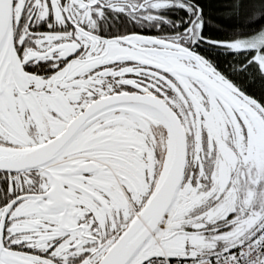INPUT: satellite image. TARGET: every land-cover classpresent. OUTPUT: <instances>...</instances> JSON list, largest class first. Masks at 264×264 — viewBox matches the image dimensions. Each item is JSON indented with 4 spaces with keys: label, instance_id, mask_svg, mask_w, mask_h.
I'll return each instance as SVG.
<instances>
[{
    "label": "snow or ice",
    "instance_id": "snow-or-ice-1",
    "mask_svg": "<svg viewBox=\"0 0 264 264\" xmlns=\"http://www.w3.org/2000/svg\"><path fill=\"white\" fill-rule=\"evenodd\" d=\"M0 264H264V0H0Z\"/></svg>",
    "mask_w": 264,
    "mask_h": 264
}]
</instances>
